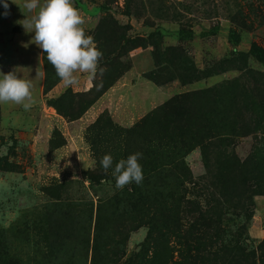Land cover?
I'll return each mask as SVG.
<instances>
[{
  "label": "rangeland",
  "instance_id": "1",
  "mask_svg": "<svg viewBox=\"0 0 264 264\" xmlns=\"http://www.w3.org/2000/svg\"><path fill=\"white\" fill-rule=\"evenodd\" d=\"M7 2L0 72L37 103L0 105V264H264V0H73L105 71L67 89ZM135 152L116 189L102 156Z\"/></svg>",
  "mask_w": 264,
  "mask_h": 264
},
{
  "label": "clouds",
  "instance_id": "2",
  "mask_svg": "<svg viewBox=\"0 0 264 264\" xmlns=\"http://www.w3.org/2000/svg\"><path fill=\"white\" fill-rule=\"evenodd\" d=\"M16 3L15 0H12ZM8 9L7 0H0ZM24 9L31 15L24 16L22 22L26 32H30V43L38 46L46 54L47 61L55 69L65 89L79 85L77 74H86L94 81L97 73H103L100 60L103 52L97 47L94 38L86 34L85 19L73 6V0H25ZM7 15V11L4 13ZM27 46V45H25ZM97 87L102 86L96 85ZM31 80L20 78L11 70L0 72V105H18L24 111H30L37 103ZM3 154H7L5 149ZM141 152H135L121 158L113 166L111 154H104L100 165L115 178V188L122 190L125 186L141 184L144 176L141 164ZM70 163V162H69Z\"/></svg>",
  "mask_w": 264,
  "mask_h": 264
},
{
  "label": "trees",
  "instance_id": "3",
  "mask_svg": "<svg viewBox=\"0 0 264 264\" xmlns=\"http://www.w3.org/2000/svg\"><path fill=\"white\" fill-rule=\"evenodd\" d=\"M248 52L254 57V59L256 61H258L260 64L264 65V47H261V46L255 44V43H251L249 45ZM135 192H136V190H135ZM145 194L146 193H140V192H138V194H137V196H138L137 199H136L137 202H135V203L138 206H140V209L141 210H143V208L145 207L144 206L145 203H147V205H148L149 203L155 202V199L154 198L152 200H150L148 198L149 196L147 197V196H145ZM130 206H131V208L129 207L128 212L127 211H122V213L120 215L121 216L120 219H122L125 215L128 216V217H130L132 215V214H130V215L126 214V212L127 213H133L134 212L133 203H130ZM176 208H177V206H176ZM140 209L139 210H136L135 213H134V216L136 218H138V219H139L140 215L143 214V211H141ZM123 214H125V215H123ZM157 215H158L157 212H155V217L152 220L153 222H156L157 221ZM169 216H172L173 217L174 221L173 220L172 221L174 223H175V221H177V214L176 213H172ZM93 262L91 264H93Z\"/></svg>",
  "mask_w": 264,
  "mask_h": 264
},
{
  "label": "crops",
  "instance_id": "4",
  "mask_svg": "<svg viewBox=\"0 0 264 264\" xmlns=\"http://www.w3.org/2000/svg\"><path fill=\"white\" fill-rule=\"evenodd\" d=\"M137 64V63H136Z\"/></svg>",
  "mask_w": 264,
  "mask_h": 264
}]
</instances>
